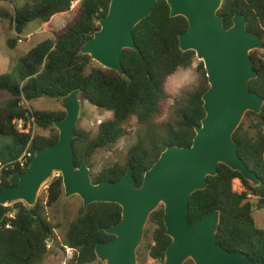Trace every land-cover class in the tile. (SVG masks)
<instances>
[{
  "label": "trees",
  "instance_id": "trees-1",
  "mask_svg": "<svg viewBox=\"0 0 264 264\" xmlns=\"http://www.w3.org/2000/svg\"><path fill=\"white\" fill-rule=\"evenodd\" d=\"M4 1V0H0ZM73 0H29L13 12L0 9V20L7 21L17 36L27 25L38 21L48 23L52 17L70 11ZM111 0H84L76 9L73 19L54 39H45L30 49L20 59L17 77L0 76V192L9 186L10 178L23 172L34 157L35 151L56 144L58 132L53 124L65 117L63 110L30 111L21 106L23 101L31 102L45 98L61 101L71 92L78 90L80 100L96 109L112 113L109 121L98 126L97 134L76 130L73 141L74 163L79 167L101 149L115 145L125 134L124 126L135 118L138 125L146 128L126 153L123 165L115 164L90 174L92 182H117L129 168L137 186H141L144 173L156 162L169 146L189 147L195 135L194 128L204 117L202 95L208 89L203 63L197 71L203 85L189 93L177 104L174 126H169L164 136L153 137L151 123L161 112V104L167 99L164 86L167 79L180 68L192 65L195 53L181 52L178 37L188 29L185 18H171L169 7L159 0L151 14L133 30L135 50H123L121 66L124 76L107 70L93 62L88 55L80 53L81 47L99 30V20L107 14ZM235 14L246 19L249 33L264 39V0H223L218 15L223 18L224 27L232 26ZM19 37L9 40L13 49ZM264 53V52H263ZM250 56L258 77L249 82V90L264 98V54L253 51ZM251 117L253 134L243 124L232 138L237 145L239 158L260 180L253 186L240 173L224 165L218 166V175L208 177L205 190L192 194L189 201L188 221L191 225L205 214L219 212L217 243L230 252H242L254 263H264V230L254 223L253 211L264 208V106L260 114L247 112ZM34 120L36 129L48 130L47 136L19 133L13 121ZM31 158L24 168L17 160L27 149ZM238 180L242 191L233 190ZM63 192L62 178H53L47 184L46 200L37 201L34 207L22 202L6 206L0 220V264H42L48 243L52 240L55 227L46 218V209L57 206ZM255 200V204L252 203ZM13 213L10 219L7 214ZM163 206L160 205L149 216L152 230L144 232L148 256L163 264L165 251L171 239L165 235ZM121 220V208L111 203H94L81 207L78 216L69 224L64 236V246L73 251L71 264H92L97 261L95 246L111 241L114 237L104 229ZM9 226V228H7ZM191 263V260L188 261Z\"/></svg>",
  "mask_w": 264,
  "mask_h": 264
},
{
  "label": "water",
  "instance_id": "water-1",
  "mask_svg": "<svg viewBox=\"0 0 264 264\" xmlns=\"http://www.w3.org/2000/svg\"><path fill=\"white\" fill-rule=\"evenodd\" d=\"M159 0H111L107 14L100 18L99 30L80 49L82 55L104 69L124 76L123 50L138 51L133 30L147 18ZM171 18L186 19L188 29L178 37L181 52L192 51L203 63L208 89L202 95L204 117L194 128L189 147L169 146L144 173L141 186L131 168L113 182L94 184L88 159L79 167L74 163L73 141L81 110L80 93L75 90L61 100L65 112L54 122L56 144L35 151L23 172L15 173L10 185L0 192V220L4 208L17 202L34 207L40 188L55 173L62 178L65 198L78 196L82 207L111 203L121 208L118 224L104 229L114 238L98 243L94 252L103 264H136V251L151 213L163 206L165 235L171 243L163 264H264L254 263L242 252H230L217 243L219 212L205 214L191 225L189 201L197 191L205 190L207 178L218 175L224 165L238 172L253 186L260 180L239 158L233 134L247 112L260 114L264 98L251 92L249 82L258 77L250 53L264 51V42L246 29V19L235 14L232 26L225 28L218 15L223 0H164Z\"/></svg>",
  "mask_w": 264,
  "mask_h": 264
},
{
  "label": "rangeland",
  "instance_id": "rangeland-1",
  "mask_svg": "<svg viewBox=\"0 0 264 264\" xmlns=\"http://www.w3.org/2000/svg\"><path fill=\"white\" fill-rule=\"evenodd\" d=\"M5 7L8 12L12 13L15 7H21L29 0H6ZM76 9L73 12H68L63 15H59L52 23L55 32L50 34H43L38 36H30L23 38V33H29L31 27L37 26L38 21L30 25L25 32L20 36L12 30L10 24L7 21L0 20V76L5 75L12 79L17 77V68L20 59L23 58L27 52L38 45L44 36H49V39H54L55 34L60 32L74 17ZM19 37L20 42L16 47L11 49L7 42L9 40ZM264 42V39H263ZM258 54H264V51L255 50ZM253 52V51H252ZM198 61L196 57L193 59L192 65L188 68H180L173 75H171L164 86L167 94V99L161 104V112L155 116L151 123V128L154 138H159L165 135L169 126H174L176 121L175 111L177 104L186 98V96L193 92L195 89L203 85V79L197 71ZM21 106L30 111H58L63 110L61 107V101L50 99H37L31 102L23 101ZM264 106V105H263ZM112 113L96 109L88 102L81 100V110L79 119L77 122L76 130H82L89 134L90 138H94L98 131V126L102 122L111 120ZM251 117H243L241 123L245 130L253 134L251 124L253 123ZM57 131V130H56ZM124 136L113 146L105 149L98 150L90 159L91 168L90 174L95 175L101 169L113 166L115 164L123 165L126 161V153L128 149L133 146L138 138H144L146 134V128L137 124L136 119L132 118L124 126ZM48 130L35 129V135L47 136ZM47 183H45L39 190L37 195V201L46 200ZM233 190L241 192L242 187L240 182H233ZM252 203L255 204V200L252 199ZM11 206V205H8ZM82 207V201L78 196H72L65 198L62 195L60 202L57 206L46 209V218L55 227V232L52 240L48 243V252L42 262V264H71L70 260L73 252L64 246V236L68 229L69 224L78 216L79 209ZM253 219L258 229L264 230V208L253 211ZM146 230L151 231L152 226L147 221L144 232ZM150 234L143 239L136 251V264H160L153 261L148 256V250L146 244L148 242ZM190 261V260H188ZM186 261L184 264H193ZM92 264H103L100 261H96Z\"/></svg>",
  "mask_w": 264,
  "mask_h": 264
},
{
  "label": "built area",
  "instance_id": "built-area-1",
  "mask_svg": "<svg viewBox=\"0 0 264 264\" xmlns=\"http://www.w3.org/2000/svg\"><path fill=\"white\" fill-rule=\"evenodd\" d=\"M84 0H73L71 2L70 5V11L69 12H73L75 9H77V7L83 2ZM20 42V41H19ZM13 124L15 125L17 131L19 133H25L28 134L29 131H31V135L32 137L35 136V129H36V125L34 123V120L32 118H29L27 121H24L22 119L19 120H15L13 121ZM31 158V152L29 150V145L27 147V149L23 152V154L20 156V158L17 160V165L20 168H24L25 165L28 163L29 159ZM61 177L60 173H55L54 174V178H59ZM235 182V181H234ZM7 217L10 219L14 218L13 213H9L7 214ZM7 228H9V226H7ZM71 250V249H70ZM72 251V250H71ZM73 252V251H72ZM72 258V257H71Z\"/></svg>",
  "mask_w": 264,
  "mask_h": 264
},
{
  "label": "crops",
  "instance_id": "crops-1",
  "mask_svg": "<svg viewBox=\"0 0 264 264\" xmlns=\"http://www.w3.org/2000/svg\"><path fill=\"white\" fill-rule=\"evenodd\" d=\"M9 1V0H8ZM7 1L4 0V1H0V9H5V7H2L4 4H7L6 3ZM8 11V10H7ZM59 15H63V14H59ZM59 15H55L54 17L51 18V20L48 22V23H41V22H38L39 24L37 26H33L31 27L30 29V32L29 33H23L22 35H25L23 36V38H28L30 36H38V35H43V34H50V33H54L55 31L51 28L52 26V23L54 22V20L59 16ZM36 22V21H35ZM34 22L30 23L29 25H27V27L25 28V30L30 26L32 25ZM24 30V32H25ZM50 37L49 36H44V39L42 41H44L45 39H49ZM41 41V42H42ZM236 183H239L238 180H235Z\"/></svg>",
  "mask_w": 264,
  "mask_h": 264
}]
</instances>
